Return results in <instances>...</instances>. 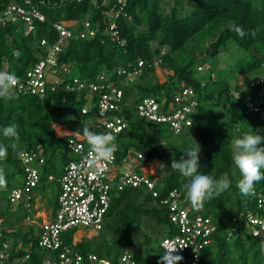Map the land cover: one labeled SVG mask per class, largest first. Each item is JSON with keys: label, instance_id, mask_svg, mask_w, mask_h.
<instances>
[{"label": "trees", "instance_id": "trees-1", "mask_svg": "<svg viewBox=\"0 0 264 264\" xmlns=\"http://www.w3.org/2000/svg\"><path fill=\"white\" fill-rule=\"evenodd\" d=\"M9 1L0 0V6ZM40 1L32 0L33 3ZM172 1L170 4L169 0H127L115 19L118 37L125 41L124 45L112 39L106 31L117 8L114 1L96 7L87 0H46L40 5L45 19L35 20L31 31L22 29L20 22L0 26V71L15 73L24 87H14L15 98L0 97V129L15 123L19 133V139H9L3 137L0 131V144L7 146V158L0 161L7 181L6 187L0 189V216H5L2 204L4 200L11 201V189L23 185L24 181L18 186H11V183L18 175L24 180L25 167L20 157L24 152L38 153L31 162V166L39 172V182L33 192L53 185L55 190L49 202L52 209L56 207L59 187L56 181L48 180V175L59 176L64 165L73 158L67 146L68 138L83 136L85 125L92 131L99 130L96 122L98 110L94 104L97 97L91 99L93 102L84 113L82 108L88 102L86 93L67 91L65 84L73 78L95 80L98 73L105 72L110 80L122 87L124 93L120 114L125 116L127 126L115 140L118 144L115 152L117 159L124 157L129 149H135L144 156L142 163L148 160L161 162L168 165V172L161 185H155L156 196H152L146 185L120 191L112 189L101 228L90 232L86 227H71L61 233L63 245L59 249L68 246L80 253L81 264H91L88 260L91 253L117 264L122 251L132 245L137 264H158L164 254L160 240L177 232L170 221L169 208L161 201L167 198L170 191L176 190L182 203L190 208V215L209 217L216 227L211 234L213 244L204 247L201 252V264H264V241L249 233L246 226L247 213L257 210L256 197H243L239 193L236 183L240 174L231 160L233 137L251 129L264 133V95L260 96L246 85L264 75V0ZM85 16L99 27V31L95 37L68 39L58 61L59 65H66L69 69L63 74V81L48 85L43 94L26 90V73L42 55L39 41H56L58 32L54 23L79 21ZM233 24L240 26L246 35H237L230 28ZM215 29H219L217 33L213 32ZM207 38L212 41L207 45L206 52L212 50L213 55L225 49L228 42L235 43L241 51L235 61L237 73L246 75L247 80L243 89L239 85L234 87L243 93L250 92L262 111L245 113L241 102L229 94L230 82L225 78H216L213 71H209L207 78L196 75V70H202L197 69L199 64H195L192 52ZM162 48L166 50L161 55ZM157 57L160 63L154 65ZM139 59L145 64L137 79L121 85L125 75H117V68H129ZM156 67L170 69L162 82L156 78ZM212 73L213 78L210 77ZM146 79L150 82H144ZM181 83L193 87L199 101L192 114V123L179 134H174L168 127L170 135L159 138L157 130L148 127L152 122L136 114L135 105L146 96H153L157 101L165 98L169 102ZM174 137L178 139L173 141ZM191 140L200 147L199 172L214 178L227 176L232 183L229 190L205 202L199 211L192 208L180 190V185L186 182L185 178L170 169L172 154L178 159L192 148ZM166 147L170 149V154L165 151ZM40 159L42 163H39ZM263 185L264 180L256 183L255 189ZM144 218L161 226L156 236L138 232ZM228 232L231 234L228 235ZM3 233L5 237L13 238L11 251L15 257L30 252L29 262L39 263L49 252L38 247V237L32 231L9 227ZM135 234H141L142 240L139 241ZM17 245L19 249L16 250ZM138 245L145 246L143 253L137 250ZM52 254L55 255L54 252Z\"/></svg>", "mask_w": 264, "mask_h": 264}, {"label": "built area", "instance_id": "built-area-1", "mask_svg": "<svg viewBox=\"0 0 264 264\" xmlns=\"http://www.w3.org/2000/svg\"><path fill=\"white\" fill-rule=\"evenodd\" d=\"M63 1L81 2L84 0ZM87 1L96 7L110 4L111 1L116 3L117 8L107 24L106 31L112 39L117 40L120 45H124L125 41L118 37L115 19L126 6L127 0ZM45 2L46 0H41L38 3H33L32 0L9 1L5 6H0V26L20 22L27 32L31 31L35 20L44 21L45 19L40 10V5ZM55 5L53 4V6ZM54 28L58 32V38L52 43L46 39L39 41L43 50L41 58L26 73L25 89L32 93L43 94L48 85H56L63 81V74L67 73L69 69L66 65H59L58 61L68 39L95 37L99 31V27L92 24L88 16L79 21L56 22ZM165 50L162 48L161 55L165 53ZM159 63L160 58H155L153 64ZM144 64L145 62L139 59L129 68H117V75H125L124 79L120 81L121 85L124 86L137 79ZM262 65L264 67V64ZM197 69L203 70L204 67L199 65ZM210 77L213 78L214 74H210ZM246 85L248 88H253L260 96L264 95V75L250 80ZM16 86L19 89L24 88L19 81ZM65 89L86 93L88 102L82 108L84 113L88 109L87 106L93 102L91 99L97 97L94 104L98 110L96 119L98 133H111L116 138L127 126L125 116L120 114L124 106L122 103L123 89L114 80H110L107 73H98L95 80L73 78L71 82L65 84ZM229 94L241 102L245 113L262 111V107L256 104L250 92L243 93L231 85ZM198 103L193 87L181 83L173 100L167 102L165 98H161L160 101H157L153 96H146L136 103L135 111L139 117L156 125L165 124L174 134H179L191 125L192 114L198 107ZM67 146L73 154V158L64 165L59 176L52 173L48 175V180L56 181L59 187L56 207L50 210V218L42 221L40 229L36 232L38 247L41 250L49 251L48 254L39 263L29 262L30 252L21 257L13 256L11 251L13 238L4 236L3 230H6V227L3 223L4 218L0 216V264H81L80 253L68 246L59 249L63 245L62 232L74 226L93 230L100 229L110 205L112 189L120 191L127 187L135 188L146 185L152 196L157 195L155 180L151 179L145 170L143 173L136 170L138 160H142L144 156L135 149H129L126 155L119 160L116 153L110 160H103L91 151L84 136L68 138ZM37 156L38 153L34 152L21 154L20 157L25 167L24 182L23 185L11 189L10 200L13 203L30 202L35 199L33 188L39 182V172L31 166V162ZM39 163H42L41 159ZM255 197L257 210L247 213L246 226L249 233L264 241V185L255 189ZM161 202L169 208V218L177 232L171 236L162 237L159 242L160 247L164 253L170 245L177 248L183 247L178 253H175L183 258L179 264H201L203 248L213 244L211 234L216 230L215 225L209 217L190 215V208L182 203L180 193L176 190L170 191L167 198ZM228 233V235L231 234ZM17 249H19V245H17ZM132 249V245L125 248L117 264H137ZM88 260L91 264H112L108 258L98 257L93 253L88 254Z\"/></svg>", "mask_w": 264, "mask_h": 264}, {"label": "clouds", "instance_id": "clouds-1", "mask_svg": "<svg viewBox=\"0 0 264 264\" xmlns=\"http://www.w3.org/2000/svg\"><path fill=\"white\" fill-rule=\"evenodd\" d=\"M230 28L237 35L243 37L245 31L238 25H230ZM18 84V77L15 73L0 71V97L15 98L13 94L14 87ZM2 135L9 139H19L18 125L11 123L4 126ZM83 136L86 138L91 151L103 160H110L118 150L116 138L111 133H98L90 130L85 125ZM200 147L196 143L186 153L178 159L172 154L170 169L177 171L183 178L184 183L180 185V190L186 195L194 210H202L205 202L212 200L221 193L227 191L232 186L227 176L214 178L208 174L199 172L201 165L199 163ZM7 158V146L0 144V161ZM231 160L238 169L240 179L236 183L239 193L243 197L255 195L256 183L264 180V133L259 130L243 131L239 136L231 140ZM94 163V161H93ZM165 168L168 165H164ZM5 168L0 164V189L6 187ZM183 247L169 246L165 253L160 256L158 264H179L182 256L175 254Z\"/></svg>", "mask_w": 264, "mask_h": 264}, {"label": "rangeland", "instance_id": "rangeland-1", "mask_svg": "<svg viewBox=\"0 0 264 264\" xmlns=\"http://www.w3.org/2000/svg\"><path fill=\"white\" fill-rule=\"evenodd\" d=\"M172 2V0H169L170 4ZM166 8L168 9L169 5H167ZM21 26L22 29H24V25L21 24ZM218 30L219 29H215L213 32L217 33ZM211 41V39L207 38L206 42H200L192 52L194 55L195 64H199L204 67V70L202 71L196 70V75L199 78H207L209 71L211 70L216 74V78H225L230 82V85L235 86L236 75H239L237 73V62L235 61L240 57L241 51L237 48L234 42H228L225 49L213 55L210 53L212 50H210L209 53L206 52V47ZM188 45H190V43ZM162 73L163 75L161 76V80L167 78V73L163 71ZM237 78L239 80L242 78V76L239 75ZM144 82H150V80L146 79ZM148 127L151 128L150 130H157L159 138H165L164 135H166V137L167 135H170V130L167 125L155 126L153 123H149ZM176 139L178 138H172L173 141ZM194 145H196L195 142L191 140L190 146L193 147ZM165 151L169 154L171 153L168 147L165 148ZM200 157L201 152H199V160ZM141 163V160H138L136 165L137 171L139 173H143L145 169V172L149 173L151 179L155 180V185L160 186L163 181V177L168 172V168H165L161 162H156L154 160H148L142 164ZM22 181L23 178L18 175L15 177L14 181H12L11 186H18ZM53 190H55L53 185L40 188L35 192L36 198L30 202L13 203L12 201L4 200L2 204V211L5 212L4 220H6L4 225H7L8 228L10 227L15 230L20 229L22 231H32L33 234L36 233L41 227L42 214L49 210L48 207L51 209L53 207L49 202V197ZM36 210H38V212ZM160 227V225L156 224L151 219L144 218L143 223L138 228V232H147L153 236H156L157 231L160 230ZM88 230L93 232V229L89 228ZM135 236L139 241L142 240L141 234H135ZM136 248L140 253H143L145 246L138 245Z\"/></svg>", "mask_w": 264, "mask_h": 264}, {"label": "crops", "instance_id": "crops-1", "mask_svg": "<svg viewBox=\"0 0 264 264\" xmlns=\"http://www.w3.org/2000/svg\"><path fill=\"white\" fill-rule=\"evenodd\" d=\"M162 71L163 72H166L167 74L170 72V69H165V70H162L160 67H156V69H155V75H156V78L158 79V81L159 82H162V81H164L165 79H163V80H161V76L163 75V73H162ZM158 76V77H157ZM237 76H239V75H236V85L238 86L239 85V87L240 88H244L245 87V85H244V83L246 82V80H247V78H246V76L243 74V75H241L242 76V78L241 79H239L238 80V78H237ZM137 170V169H136ZM145 170V169H144ZM36 198V197H35ZM49 208V210L47 211V212H44L43 214H42V219H41V222L42 221H46L48 218H50V216H51V208L50 207H48ZM37 212H38V210H36ZM45 217V218H44ZM5 227H6V229H8V227H7V225H4Z\"/></svg>", "mask_w": 264, "mask_h": 264}, {"label": "water", "instance_id": "water-1", "mask_svg": "<svg viewBox=\"0 0 264 264\" xmlns=\"http://www.w3.org/2000/svg\"><path fill=\"white\" fill-rule=\"evenodd\" d=\"M210 53L212 54V51Z\"/></svg>", "mask_w": 264, "mask_h": 264}]
</instances>
